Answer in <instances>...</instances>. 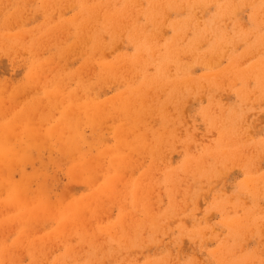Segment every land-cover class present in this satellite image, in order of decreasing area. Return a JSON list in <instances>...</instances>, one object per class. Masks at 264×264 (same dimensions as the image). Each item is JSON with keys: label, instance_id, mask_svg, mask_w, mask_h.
Masks as SVG:
<instances>
[{"label": "rangeland", "instance_id": "obj_1", "mask_svg": "<svg viewBox=\"0 0 264 264\" xmlns=\"http://www.w3.org/2000/svg\"><path fill=\"white\" fill-rule=\"evenodd\" d=\"M0 1V264H264V0Z\"/></svg>", "mask_w": 264, "mask_h": 264}, {"label": "bare ground", "instance_id": "obj_2", "mask_svg": "<svg viewBox=\"0 0 264 264\" xmlns=\"http://www.w3.org/2000/svg\"><path fill=\"white\" fill-rule=\"evenodd\" d=\"M43 1H44V0H43ZM0 2H1V1H0ZM44 2H45V1H44ZM45 3H47V2H45ZM8 4H9V3H8ZM156 4H157V3H155L154 5L156 6ZM43 5H44V4H43ZM157 5H158V4H157ZM151 7H154V6L152 5ZM90 8H91V7H90ZM90 8L88 7V9H87V8H85V9L89 10ZM83 9H84V8H83ZM155 9H156V8H155ZM20 12H21V11H20ZM38 12H39V11H38ZM15 14H16V13H15ZM116 15H117V14H116ZM14 16H15V15H14ZM11 17H12V15H11ZM13 18H14V17H13ZM15 18H16V16H15ZM11 19H12V18H11ZM5 39L7 40V38H5ZM16 39H17V38H16ZM17 40H18V39H17ZM13 42H14V41H13ZM15 42H16V41H15ZM151 54H152V53H151ZM152 56H153V55H152ZM142 58H143V57H142ZM143 59H146V58H143ZM142 61H143V60H142ZM149 61H150V60H149ZM139 62L141 63V60H140ZM148 64H149V63H148ZM139 66H140V65H139ZM141 66H142V65H141ZM171 66H172V65H171ZM149 69H150V68H149ZM165 72H166V71H165ZM30 75H31V74H30ZM28 77H29V76H28ZM142 83H143V82H142ZM188 84H189V83H188ZM50 91H51V90H50ZM50 91H49V92H50ZM138 91H139V90H138ZM2 93H4V92H2ZM0 94H1V93H0ZM49 94H50V93H49ZM1 95H2V94H1ZM1 95H0V97H1ZM10 97H11V96H10ZM48 97H49V98H50V97L54 98L52 95H51V96H48ZM7 98H8V97H7ZM7 98H6V99H7ZM52 98H51V99H52ZM66 98H67V97H66ZM66 98H64V99H66ZM45 99H46V97H45ZM11 101H12V100H11ZM49 101H50V99H49ZM49 101H48V102H49ZM64 101H65V100H64ZM36 104H37V103H36ZM124 104H125V103H124ZM79 107H80V106H79ZM81 107H82V106H81ZM100 107H101V106H100ZM105 109H106V108H105ZM100 110H101V109H100ZM88 111H89V110H88ZM95 111H96V109H95ZM67 113H68V112H67ZM24 114H25V113H24ZM35 114H36V113H35ZM72 115H74V114H72ZM80 115H81V114H80ZM25 117H26V116H25ZM95 117H97V116H95ZM93 118H94V117H93ZM15 120H16V119H15ZM13 121H14V120H13ZM92 121H93V119H92ZM24 122H25V121H24ZM64 122L66 123V121H64ZM102 122H103V121H102ZM74 124H75V123H74ZM74 124H73V125H74ZM12 125H13V124H12ZM20 125H21V123H20ZM27 125H28V124H27ZM30 126H31V125H30ZM35 126H36V125H35ZM65 126H66V125H65ZM70 126H71V125H70ZM3 127H4V126H3ZM3 127H2V128H3ZM14 127H15V126H14ZM21 127H22V126H21ZM21 127H20V128H21ZM55 128H56V129H54V130H57V129H58L56 126H55ZM69 129H72V127L69 128ZM4 130H6V129H4ZM27 130L30 132V128H29V129H25V131H27ZM36 130H37V129H36ZM39 130H40V129H39ZM51 130H52V129L48 130V132L51 131ZM61 130H62V132H63V129H61ZM65 130H67V129L65 128ZM10 131H11V130H10ZM14 131H15V130H14ZM19 131H20V130H19ZM31 131H33V130H31ZM72 131H74V130H72ZM122 131H123V130H122ZM1 132H2V131H1ZM8 132H9V130H8ZM29 132H28V133H29ZM36 132H37V131H36ZM46 132H47V131H46ZM55 132H57V131H55ZM67 132H69V130H68ZM93 132H94V131H93ZM2 133H3V132H2ZM31 133H32V137H33V134L37 135L39 132H37V134H36L35 132H34V133H33V132H30L29 134L31 135ZM43 133H44V132H43ZM43 133H42V134H40V133L38 134V137H39V135H40V136L42 135L41 137H43V138H40V139H44V138L46 137L45 135H43ZM51 133H52V131H51ZM65 133H66V132L64 131V134H65ZM75 133H76V132H75ZM7 134H8V133H7ZM10 134H11V133H10ZM29 134L26 135V132H25V134H23V136H24V135L28 136ZM56 134H57V133H56ZM64 134H63V135H64ZM66 134H68V133H66ZM71 134H72V133H70L69 135H71ZM92 134H93V133H92ZM95 134H96V133H95ZM1 135H2V134H1ZM30 135H29L28 137H31ZM88 135H89V134H88ZM122 135H123V134H122ZM19 136H20V134H19ZM44 136H45V137H44ZM47 136H48V135H47ZM52 136H53V133H52ZM52 136H51L50 133H49V137L51 138ZM59 136H60V135H58V137H59ZM15 137H17V136H15ZM28 137H25V136H24V138H28ZM32 137H31V138H32ZM38 137H37V138H38ZM55 137H56V136H55ZM87 137H88V136H87ZM246 137H247V136H246ZM50 138H49V139H50ZM59 138H61V137H59ZM67 138H68V137H67V135H66V136H65V140H66V141H65V143L63 142V143L65 144V147H66V148H65V147H64V148H65V149H70L71 147L68 148V147L66 146V144H67V145H71V146H72V144H70L71 141H70L69 139L67 140ZM89 138H90V137H89ZM94 138H95V137H94ZM94 138H93V139H94ZM46 139H47V137H46ZM54 139H55V138H54ZM76 139H77V138H76ZM29 140H30V139H29ZM50 140H51V139H50ZM60 140H61V139H59V140L57 139V143H59L58 141H60ZM74 140H75V139H74ZM90 140H91V138H90ZM90 140H89V144H90ZM100 140H101V139H100ZM102 140H103V139H102ZM67 141H68L69 144L66 143ZM81 141H82V140H81ZM40 142H41V140H40ZM46 142H47V141H46ZM79 142H80V141H79ZM82 142H83V141H82ZM82 142H81V144H82ZM47 143H48V142H47ZM60 143H62V142H60ZM40 145H41V144H40ZM40 145H39V146H40ZM42 145H44V144H42ZM53 145H54V144H53ZM78 145H79V144H78ZM90 145H91V144H90ZM21 146H22V145H21ZM73 146H74V145H73ZM2 148H3V147H2ZM12 148H13V149L15 148V149H14L15 152H14L13 150H12L11 152H12V153L14 152L13 154H14V157H15L16 162H17L18 164H21V165H29V164H30V165L32 166L31 168H32L33 171L36 169V168H33L34 166H33V164H31V161L33 160V158H34L35 156H36V157L40 156L41 158H43V154H44L43 150H41V148H40V150H39V148L37 149V148L35 147V144H34V143H30V144H28V145H27V149L25 148L26 150H25V149L22 150L23 148H21V150H20V148H18V149L20 150L19 152H17L16 146H15V147H12ZM12 148H11V149H12ZM57 148H58V147H57ZM57 148H56V149H57ZM89 148H90V147H89ZM58 149H59V148H58ZM58 149H57V150H58ZM0 150L2 151L1 148H0ZM48 150H50V149H48ZM59 150H60V149H59ZM96 150H97V149H96ZM67 152H68V150H67ZM71 152H72V151H71ZM15 153H16L17 156H15ZM41 153H42V154H41ZM56 153H57V152H56ZM72 153H73V152H72ZM72 153H71V155H72ZM3 154H4V153H3ZM57 154H58V153H57ZM8 155H9V154H8ZM58 155H59V154H58ZM62 155H63V154H62ZM75 155H76V154H75ZM9 156H10L11 158H4V160L8 159V160H7L8 162H9L10 160L13 161L12 158H14V157H12V155H9ZM63 156H64L65 159H66V156H67V155H63ZM63 156H61V158H64ZM110 156H111V155H110ZM110 156H109V158H107V159H110V158L112 159V156H111V157H110ZM115 156H116V155H115ZM102 157H103V156H102ZM46 158H47V157L44 158L45 161H44V159H43V162H44V163L46 162L45 164H47V159H46ZM73 158H74V157H73ZM34 159H35V158H34ZM37 159H39V158H37ZM88 159H90V158H88ZM88 159H85L84 161H85V162H89ZM4 160L2 159L1 162H2V161L5 162ZM39 160H40V159H39ZM51 160H52V159H51ZM63 160H64V159H63ZM68 160L70 161L69 158H68ZM114 160H115V159H114ZM119 160H120V159H119ZM7 161H6V162H7ZM61 161H62V159H61ZM65 161H66V160H65ZM84 161H81L80 163L85 164ZM92 161H93V160H92ZM92 161H91V163H90V162H89V163L92 164ZM8 162H7V163H8ZM63 162H64V161H63ZM63 162H62L60 165H62ZM112 162H113V160H112ZM112 162H111V163H112ZM114 162H115V161H114ZM116 162H117V161H116ZM11 163L13 164V162H11ZM64 163H65V162H64ZM70 163H71V162H70ZM70 163H69V164H70ZM190 163H191V162H190ZM3 164H5V166H6V163H3ZM18 164H17V165H18ZM45 164H44V165H45ZM54 164H55V163H54ZM54 164H53L52 166H55ZM75 164H77V163L75 162ZM83 164H81V166H83ZM86 164H87V163H86ZM86 164H85V165H86ZM94 164H95V162H94ZM96 164H97V163H96ZM109 164H110V161H109ZM1 165H2V164H1ZM7 165H8V164H7ZM111 165H112V164H111ZM45 166H46V165H45ZM75 166H76V165H75ZM81 166H79L80 169L82 168ZM89 166H90V165H89ZM91 166H92V165H91ZM25 167H26V166H25ZM50 167H51V166H50ZM57 167H58V166H57ZM57 167H56V168H57ZM85 167H86V166H85ZM117 167H118V166H117ZM117 167H116V168H117ZM187 167H188V166H187ZM6 168H8V170H9L8 173H10V171H11L10 169H11V168L9 167V165H8ZM9 168H10V169H9ZM40 168H41V167H40ZM43 168H44V166H43ZM77 168H78V167H77ZM86 168H87V167H86ZM205 168H206V167H205ZM14 169H15V168H14ZM16 169L18 170V167H17ZM50 169H51V168H50ZM57 169H58V168H57ZM57 169H56V170H57ZM80 169H77V170L79 171ZM82 169H83V168H82ZM92 169H93V168H91V170H92ZM94 169H95V167H94ZM32 170L30 169V171H32ZM37 170H38V168H37ZM41 170H44V169H41ZM45 170L47 171V170H49V169H45ZM196 170H197V169H196ZM82 171H83V170H82ZM43 172H44V174L46 173L45 171H43ZM52 172H53V171H52ZM54 172H55V171H54ZM80 172H81V171H80ZM80 172H79V173H80ZM95 172H96V171H95ZM8 173H5L7 179L9 178V175H10V174H8ZM11 173H13V171H12ZM15 173H17V171L14 172V176H16ZM29 173H30L29 175H32L31 173H34V174H35L36 172L34 171V172H29ZM48 173H49V172L47 171L46 174H48ZM82 173H83V172H82ZM17 174H18V173H17ZM34 174H33V175H34ZM46 174H45V178H47L48 175H49V174H48V175L46 176ZM77 174H78V173H77ZM42 175H43V173H42ZM93 175H94V174H93ZM10 176H11V180L14 181L13 184H14V187H15V188H12V189H15L16 191H14V192H16V193L18 194V191H19V190H22V188L24 189V185H25V183H24L25 181H24V180H25V179H23V177H22L21 179H17V181H15V180H13V179L16 178V177H14V176L12 177V175H10ZM18 177H19V175H18ZM28 177H29V176H28ZM28 177H26V180L28 179ZM42 177H43V176H42ZM54 177H55V176H54ZM77 177H78V176H77ZM24 178H25V177H24ZM49 178L51 179V181L48 180V182H49V183H50V182H53V181H52V178L50 177V175H49ZM93 178H95V177H93ZM9 179H10V178H9ZM9 179H8V180H9ZM89 179H90V178H89ZM44 180H45V179L43 178V180H40V182L42 183V184H41V189L44 188V191H45V187H46V186L43 187L45 184L43 185V182H42V181H44ZM46 180H47V179H46ZM86 180H87V179H86ZM95 180H96V179H95ZM12 181H9V184H12ZM90 181H91V180H90ZM201 181H202V180H201ZM87 182H88V180H87ZM95 182H96V181H95ZM95 182H94L93 184H92L91 182H90V183H91V185L93 186V185L96 184ZM15 183H16V184H15ZM9 184H8V185H9ZM51 184H52V183H51ZM51 184H50V185H51ZM8 185H7V186H8ZM20 185H21V186L23 185V187L20 188V187H21ZM42 185H43V186H42ZM48 185H49V184H48ZM50 185L47 186V187H49V188L51 189V186H52L53 184H52L51 186H50ZM9 186H10V185H9ZM16 187H17V188H16ZM42 187H43V188H42ZM47 187H46V189H47ZM49 188H48V189H49ZM126 188H127V187H126ZM48 189L46 190L47 192L49 191ZM30 191H31V189H30ZM46 191L43 192V193L45 194ZM50 191H51V190H50ZM25 192H27V191H25ZM16 193H15V194H16ZM48 193H49V192H48ZM50 193H52V192H50ZM50 193H49V194H50ZM17 194H16V195H17ZM52 194H53V193H52ZM52 194H51V195H52ZM51 195H50V196H51ZM20 196H21V195H20ZM47 196H49V195H47ZM50 196H49V197H50ZM13 197H16V196L13 195ZM18 197H19V196H18ZM18 197H16L15 199H17ZM116 197H117V196H116ZM51 198H52V197H51ZM13 199H14V198H13ZM48 200H50V198L47 199L46 202H48ZM21 201H22V200H21ZM21 201H20V202H21ZM51 201H52V200H51ZM12 202H13V201H12ZM12 202H11V203H12ZM15 202H16V200H15ZM17 202H18V200H17ZM25 202H26V201H25ZM31 202H32V201H31ZM11 203H10V204H11ZM13 203H14V202H13ZM26 203H27V208H28V207L31 208V209L28 208L29 211H28V209L26 210V211H27V215H29L28 213H31V214H32V212H34V214H35L36 209L40 210L38 207H37V208L35 207V211L32 209L33 205H35V206L38 205V206H39V204L36 202V200H35V202H34V203H36V204L29 203V204H31V205H29L28 202H26ZM45 204H46V205H45ZM45 204H44V205H45L46 207L43 206V208H42V206H41V204H40V207H41L43 210H46V209H47V206H49V205H47V203H45ZM50 204H52V202H50ZM19 205H20V204H19ZM28 205H29V206H28ZM9 206H10V205H9ZM77 208H78V207L76 206V209H77ZM42 209H41L40 211H41V212H45V211H43ZM79 209H80V208H79ZM38 210H37V211H38ZM237 211H238V210H237ZM38 212H39V211H38ZM38 212H37V213H38ZM62 212H63V211H62ZM37 213H36V214H37ZM36 214H35V216H37ZM23 215H24V213H23ZM27 215L25 214L24 217L27 216ZM31 216H33V218L35 219L34 215H31ZM27 217H28V216H27ZM31 220H33V219H31ZM130 220H131V219H130ZM227 225H229V224H227ZM125 229H126V228H125ZM67 230H68V229H67ZM130 237H131V235H130ZM181 240H182V239H181ZM125 242H126V241H125ZM102 247H103V246H102ZM96 251H97V250H96ZM177 252H178V250H177Z\"/></svg>", "mask_w": 264, "mask_h": 264}]
</instances>
